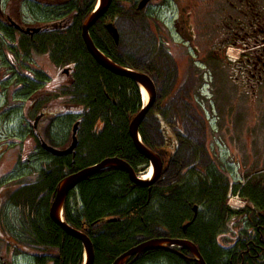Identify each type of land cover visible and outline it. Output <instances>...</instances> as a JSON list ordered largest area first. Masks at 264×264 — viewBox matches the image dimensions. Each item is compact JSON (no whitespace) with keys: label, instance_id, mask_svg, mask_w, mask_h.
Instances as JSON below:
<instances>
[{"label":"flooded vegetation","instance_id":"flooded-vegetation-1","mask_svg":"<svg viewBox=\"0 0 264 264\" xmlns=\"http://www.w3.org/2000/svg\"><path fill=\"white\" fill-rule=\"evenodd\" d=\"M44 2L0 0V129L3 127L12 137L4 146L0 140V264H53L51 247L36 243L37 233H44L46 239L49 235L46 224L33 220L30 186L41 173L35 171L39 168L29 171L28 166L37 164L43 167L58 158H76L80 149L84 108L71 101V90L81 79L76 69L66 63L56 65L52 57L56 48L51 42L55 41V37L60 39L68 35L71 17L75 13L48 12ZM97 2L94 1L92 11ZM120 2L123 8L125 3ZM168 5L174 8L171 25L159 16ZM148 7L155 12L156 27L169 47L161 48L176 58L179 73L182 66L187 65L189 77L186 81L193 78L194 84H203L209 80L214 83L226 79L231 84L229 91L236 105L233 112L242 117L247 131L256 127L258 133L259 130L264 133V0H149L145 8ZM200 7L209 10L199 13ZM109 10L90 29L89 35L95 43L92 31L95 34L104 31L107 36L100 35L101 41H105L102 45H110L113 53L118 55L124 49L120 45L122 35L117 24L122 17L112 18L107 15ZM49 15L52 17L48 20ZM107 23L116 25L118 41ZM82 27L80 36L90 56L83 40ZM230 46L238 51L235 63L228 60ZM192 53L197 59L190 64ZM51 60L60 70L53 77L48 70ZM52 79H55L54 83ZM238 107L240 110L237 111ZM64 114L73 115L74 121L70 122L66 117L60 120ZM76 124V149L71 153L54 154L53 151L66 152L72 146ZM98 127L103 128L101 125ZM160 127L162 146L149 144L164 166L157 185H165L163 181L167 174L181 177L180 182L186 183L197 179V176L212 178L223 172L234 181L232 173L221 162L219 152L214 154L210 147L212 142L207 137L201 146L190 140L183 128V120H177L171 129L163 119ZM26 139L31 140L33 146L28 153L24 147ZM10 150L15 153L14 161L11 158L6 163L4 157L11 154ZM227 156L236 159L229 150ZM254 173L240 162L236 174L242 180L234 181L229 192L237 189L241 193ZM263 190V186L259 187L261 193ZM237 196L240 202V197L244 199V208L252 203L247 195ZM223 237L226 238L225 233L221 234L219 243L227 251L226 257L231 258L228 252L235 244L234 239ZM236 252L242 258L245 254L253 257L250 253L253 251L244 246L238 245Z\"/></svg>","mask_w":264,"mask_h":264},{"label":"trees","instance_id":"trees-1","mask_svg":"<svg viewBox=\"0 0 264 264\" xmlns=\"http://www.w3.org/2000/svg\"><path fill=\"white\" fill-rule=\"evenodd\" d=\"M94 1L45 0L43 4L46 11L55 14L60 11H67L68 15L72 11L75 13L71 17L68 35L51 40L56 48L52 57L56 65L66 63L76 69L81 80L71 90V101L84 108L77 157L58 158L45 163V168L40 166L35 171L41 175L30 186L33 220L46 224L49 235L46 239L44 233H37L36 243L51 247L53 264H83L85 258L82 242L69 236L50 219L49 208L58 183L67 175L109 157L121 158L136 173H139V168L149 166L147 159L136 150L128 132L132 118L143 106L140 88L134 80L102 68L88 55L83 45L80 36L82 22L92 12ZM121 1L125 3L124 7L120 0H114L107 15L112 18L138 15L136 7V12L131 13L128 0ZM51 17L49 15L48 20ZM100 35L107 36L104 31L101 34L92 31L96 46L115 63L140 69L148 75L158 70L160 59L155 51L150 53L147 61L136 64L114 54L110 45L103 46L105 41H101ZM65 117L70 122L75 119L73 115L64 114L60 120ZM142 140L150 147L144 136ZM251 181L241 193L237 189L229 192L234 181L223 172L212 178L197 176L192 183H155L151 187H142L133 183L125 170L110 168L91 175L69 193L63 209L64 219L89 236L95 252L94 264H113L126 250L156 237L191 240L199 248L206 264H264V190L262 195L259 187L263 185L250 189ZM237 194L247 195L252 203L241 211H233L227 201ZM195 206H198L196 218ZM188 222L190 224L184 231ZM222 233L226 234L223 239H234L235 244L228 252L231 258L226 257L227 251L219 243ZM238 245L253 251L250 252L253 257L249 254L239 257L236 252ZM191 258L192 254L186 248H178L176 252L149 250L127 264H197Z\"/></svg>","mask_w":264,"mask_h":264},{"label":"rangeland","instance_id":"rangeland-1","mask_svg":"<svg viewBox=\"0 0 264 264\" xmlns=\"http://www.w3.org/2000/svg\"><path fill=\"white\" fill-rule=\"evenodd\" d=\"M128 2H130L132 8L131 13H135L134 8L136 7L135 10H137L136 4L139 0H128ZM171 7L172 5H168L159 14L160 18L170 25L172 24L171 19L174 12V8ZM208 10L205 7H200L198 12L203 13ZM137 12L138 15L135 17L124 16L117 23L122 35L120 45L122 44L121 46L124 47L118 56L127 58L130 61L133 60L137 64L147 61L151 56L150 53L155 51V54L160 59L158 70L151 75L149 74L156 87L157 100L151 113L147 115L140 128L142 136L151 146L160 147L163 144L160 132V125L163 119L168 122L171 129H173L177 120H183V128L186 129L191 137L190 140L196 141L199 146L204 143L205 137L212 142L210 145L211 149L214 150L216 155L219 152L221 162L232 173L234 181L240 182L242 180V177L236 174L241 162L243 166L247 167L249 172L251 170L255 171L250 177L252 181L249 188L252 189L258 185L264 186V133L261 130L258 133L256 127L247 131L242 117L239 113L233 112V108L236 105L234 104L233 95L229 91L231 86L229 81L219 79L211 83L209 80L203 84L199 82L194 84L193 78L190 81H186L189 77L187 65L182 66L179 73L176 58L172 56L173 54L169 55L166 50L161 48L164 46L169 49L168 44L162 38L163 34L156 27L157 17L155 12H153L151 7ZM229 49H231L230 51L233 55H237L238 51L235 48L230 46ZM195 56L196 54L192 53L190 64H193V60L197 59ZM196 64L201 65L199 62ZM48 70L52 77L60 71L56 69V65L52 60ZM218 77L220 78V75ZM52 80L54 83L55 79ZM211 89L213 90L211 91ZM238 110H240V107L237 108ZM8 138L9 140L12 139L11 134H7V131L1 127L0 140H2V146L8 142ZM24 147L26 148V153H28L33 147L31 140L26 139ZM228 150L235 156L236 161L227 156ZM10 152L9 156L4 157L7 159L6 163L11 158L14 161L13 154L15 153L11 150ZM149 166L139 168L138 171L141 176L149 174L151 165ZM28 168L31 171L34 168H39V165H29ZM247 174L249 175V173H246L248 177ZM180 180L181 177H171L170 174H167L164 176L163 184L175 183L176 181L181 183ZM194 181L195 179L190 181V183ZM234 196L236 197L237 195ZM240 199L244 201L242 197ZM234 201L232 200L233 204ZM72 202L73 205L77 206L74 199H72ZM242 203L244 204V202ZM200 210H202V207Z\"/></svg>","mask_w":264,"mask_h":264},{"label":"water","instance_id":"water-1","mask_svg":"<svg viewBox=\"0 0 264 264\" xmlns=\"http://www.w3.org/2000/svg\"><path fill=\"white\" fill-rule=\"evenodd\" d=\"M149 0H141L137 9L143 10ZM97 7L92 11V13L85 19L82 24V36L85 42V46H87L88 52L93 59L102 67L106 68L113 74L120 75L125 78H130L135 81L138 88L146 91L147 94V102L141 107L140 112L136 114L129 125V134L131 136L132 141L134 142L135 148L143 155L148 163L153 167L152 176L150 178H142L140 177L134 170L130 164L117 157H109L100 161L98 164L94 166H88V168L81 169L76 173H72L63 178L57 185V191L53 198V202L49 208V216L50 219L61 229L66 232L69 236L71 235L79 242H82L85 252V258L83 264H94L95 252H93V243L90 241L89 236L84 231H79L72 227L67 223L64 219V205L67 201L68 194L73 190H76L78 185L88 179L91 175L101 171L108 170L110 168H118L123 169L130 176V180L137 184L138 186L151 187L153 186L157 180L162 175L161 173L164 171L163 163L161 162L160 156L153 151V149L149 148L145 142L142 140V136L140 133V127L144 123L145 118L150 113L151 108L154 106L157 98H156V87L154 81L150 75L146 72L138 69L134 70L131 68H126L118 63H115L111 58L104 55L99 48L95 45L94 41L89 35L90 29L98 22L103 15L109 10L112 5V0H98ZM107 27L114 35V39L118 41L119 35L117 32L116 25L113 23H107ZM77 129L78 124L74 127V141L72 146L66 150V152L53 151L54 154H65L71 153L76 149L77 146ZM198 211V206L194 207L195 218L197 217L196 213ZM188 224L184 226V230L188 228ZM178 248H186L191 252L192 258L197 264H206L204 258L202 257L199 248L188 239L185 238H171V237H156L153 239H148L145 242L139 243L135 245V247L130 248L125 251L122 255L118 256L113 264H127L131 259L136 257L139 254L145 253L149 250H171L176 252Z\"/></svg>","mask_w":264,"mask_h":264},{"label":"built area","instance_id":"built-area-1","mask_svg":"<svg viewBox=\"0 0 264 264\" xmlns=\"http://www.w3.org/2000/svg\"><path fill=\"white\" fill-rule=\"evenodd\" d=\"M229 56L231 58V61L235 60V56L234 55H229ZM232 200H235L234 204L232 203ZM229 203H230V207L232 209H234L235 211L240 210L244 206V204L242 202L241 203L239 202L237 197L231 198Z\"/></svg>","mask_w":264,"mask_h":264},{"label":"bare ground","instance_id":"bare-ground-1","mask_svg":"<svg viewBox=\"0 0 264 264\" xmlns=\"http://www.w3.org/2000/svg\"><path fill=\"white\" fill-rule=\"evenodd\" d=\"M142 99L144 102H147V94L144 89H142ZM152 176V168L149 170V174H144L143 178H150Z\"/></svg>","mask_w":264,"mask_h":264}]
</instances>
